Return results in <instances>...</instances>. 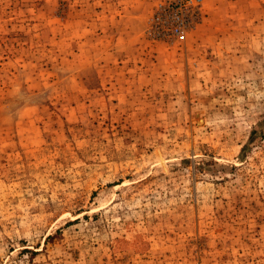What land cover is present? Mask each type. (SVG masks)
<instances>
[{
	"label": "rangeland",
	"instance_id": "rangeland-1",
	"mask_svg": "<svg viewBox=\"0 0 264 264\" xmlns=\"http://www.w3.org/2000/svg\"><path fill=\"white\" fill-rule=\"evenodd\" d=\"M0 0V264H264V0Z\"/></svg>",
	"mask_w": 264,
	"mask_h": 264
},
{
	"label": "built area",
	"instance_id": "built-area-1",
	"mask_svg": "<svg viewBox=\"0 0 264 264\" xmlns=\"http://www.w3.org/2000/svg\"><path fill=\"white\" fill-rule=\"evenodd\" d=\"M202 6L203 0H162L152 16L150 32L160 39L184 42Z\"/></svg>",
	"mask_w": 264,
	"mask_h": 264
}]
</instances>
